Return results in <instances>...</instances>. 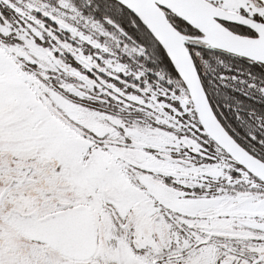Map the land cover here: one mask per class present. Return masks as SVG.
Here are the masks:
<instances>
[{
    "label": "snow or ice",
    "instance_id": "6c2138e0",
    "mask_svg": "<svg viewBox=\"0 0 264 264\" xmlns=\"http://www.w3.org/2000/svg\"><path fill=\"white\" fill-rule=\"evenodd\" d=\"M0 264H264V0H0Z\"/></svg>",
    "mask_w": 264,
    "mask_h": 264
}]
</instances>
